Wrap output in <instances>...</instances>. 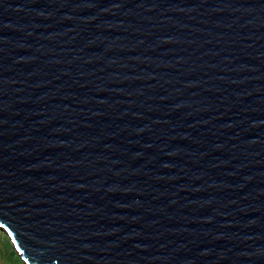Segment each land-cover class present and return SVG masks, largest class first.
Segmentation results:
<instances>
[{
  "label": "water",
  "instance_id": "1",
  "mask_svg": "<svg viewBox=\"0 0 264 264\" xmlns=\"http://www.w3.org/2000/svg\"><path fill=\"white\" fill-rule=\"evenodd\" d=\"M0 228L28 264H264V0H0Z\"/></svg>",
  "mask_w": 264,
  "mask_h": 264
},
{
  "label": "rangeland",
  "instance_id": "2",
  "mask_svg": "<svg viewBox=\"0 0 264 264\" xmlns=\"http://www.w3.org/2000/svg\"><path fill=\"white\" fill-rule=\"evenodd\" d=\"M0 264H27L13 246L9 235L0 228Z\"/></svg>",
  "mask_w": 264,
  "mask_h": 264
},
{
  "label": "clouds",
  "instance_id": "3",
  "mask_svg": "<svg viewBox=\"0 0 264 264\" xmlns=\"http://www.w3.org/2000/svg\"><path fill=\"white\" fill-rule=\"evenodd\" d=\"M26 262V261H25ZM28 264V263H27Z\"/></svg>",
  "mask_w": 264,
  "mask_h": 264
}]
</instances>
